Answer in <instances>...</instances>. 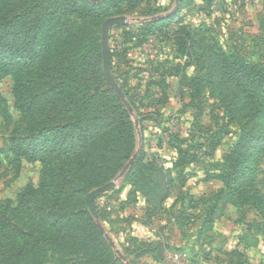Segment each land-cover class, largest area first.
Wrapping results in <instances>:
<instances>
[{"label": "rangeland", "instance_id": "rangeland-1", "mask_svg": "<svg viewBox=\"0 0 264 264\" xmlns=\"http://www.w3.org/2000/svg\"><path fill=\"white\" fill-rule=\"evenodd\" d=\"M101 2L87 17L61 5L39 29L24 114L13 78L0 77V253L17 244V226L18 238L39 245L21 264H176L173 255L183 264H264V153L249 156L264 147V106L257 112L251 85L264 84V0H187L175 12V0L88 3ZM117 16L127 22L110 29V70L131 111L102 71L101 25ZM67 63L84 68L92 121L74 118L59 93ZM42 129L55 142L37 136ZM32 147L57 149L59 160L26 222L4 208L39 188L44 156ZM129 161L114 189L94 197L95 217L88 194Z\"/></svg>", "mask_w": 264, "mask_h": 264}, {"label": "trees", "instance_id": "trees-1", "mask_svg": "<svg viewBox=\"0 0 264 264\" xmlns=\"http://www.w3.org/2000/svg\"><path fill=\"white\" fill-rule=\"evenodd\" d=\"M0 2V54H4L2 62H0V77L11 76L13 78L18 109L24 114L28 110L26 109V96L27 93L31 91L29 78L32 75L33 69L38 66L36 61L34 63V58H36L35 54L39 53V49L42 48L41 45L37 43V38L35 37L39 29L45 25V22L52 21L57 11L61 8V5L67 6L68 9L72 8L87 17L88 12L98 8L103 9L105 3L101 2L93 6L85 0H64L62 4H54L49 9L42 5L45 0H35L34 2L36 4L33 6L26 5L24 0H1ZM180 2V9L186 8L187 0H181ZM105 17L103 16V18ZM9 57H15V61L10 63L6 62ZM59 76L60 80H62V82L59 83V93L66 102L67 107L71 108L73 112L72 116L77 118L80 122L87 120L92 121L91 112L87 105L93 103L94 99L85 93V88L83 87L86 82L84 68L77 63H67L60 71ZM251 85L253 94L258 96L254 99V103L257 112H259L264 106V84L253 83ZM256 115H258V113ZM37 133V136L44 139V142H55L51 139L52 134L50 130L42 129ZM120 138L123 141L124 150L127 153L126 158H128L132 151V138L129 131L126 129L120 131ZM58 151L57 149H47L46 151L37 150L36 147H32V153L44 156V159L41 160L42 170L39 188L38 190H33L31 188L25 189L17 196L14 203H7V206L4 208L5 214L13 215L15 218L19 216L25 217L26 222L29 220L31 217L30 203L33 201L36 193L44 191L48 187L55 170V164L59 160ZM242 153V149L237 151L236 158L233 165H231L232 171H237L239 169ZM263 153L264 147L259 145L257 148H254L249 156L255 158L258 154ZM24 156H26V154ZM66 162L67 161H65V163ZM250 173L254 174V171H250ZM2 210L3 209L0 208V233L3 232L2 227L4 222ZM13 228L15 229L14 235L17 237V244L10 250L7 247L4 248L8 251L6 253H0V264H21L27 249H30V252L32 251V255H35L38 250L39 245H37L36 242L32 246L28 245L24 242V239L18 238V235L22 234V232L17 226ZM23 237H25V235H23Z\"/></svg>", "mask_w": 264, "mask_h": 264}, {"label": "water", "instance_id": "water-1", "mask_svg": "<svg viewBox=\"0 0 264 264\" xmlns=\"http://www.w3.org/2000/svg\"><path fill=\"white\" fill-rule=\"evenodd\" d=\"M92 4L98 3L100 0H86ZM180 1L181 0H175V7L173 9V12H175L179 6H180ZM127 19L124 16H117V17H109L105 19L101 25V31H100V47H101V58H102V71H103V76L105 79V82L107 85L110 87V89L114 92L116 97L121 101V103L125 106V108L128 111H131V107L129 103L126 101L125 96L123 92L121 91L120 87L117 85L115 82L111 70H110V53H109V33L110 29L116 25H124L126 24ZM132 164V161H129L127 165L120 171V173L116 176V178L101 187H98L94 190H92L87 197V207L91 211V213L96 217L94 208H93V199L96 195L111 191L114 189L116 185V181L122 178L127 169L130 167ZM106 240L109 244L110 247L115 249V245L113 241L106 236ZM118 257L123 260V257L120 255V253L115 250Z\"/></svg>", "mask_w": 264, "mask_h": 264}, {"label": "built area", "instance_id": "built-area-1", "mask_svg": "<svg viewBox=\"0 0 264 264\" xmlns=\"http://www.w3.org/2000/svg\"><path fill=\"white\" fill-rule=\"evenodd\" d=\"M172 260L173 262H175L176 264H183V262L181 261L180 257L178 255H173L172 256Z\"/></svg>", "mask_w": 264, "mask_h": 264}, {"label": "crops", "instance_id": "crops-1", "mask_svg": "<svg viewBox=\"0 0 264 264\" xmlns=\"http://www.w3.org/2000/svg\"><path fill=\"white\" fill-rule=\"evenodd\" d=\"M180 4H181V2H180ZM183 9H184V8H183ZM183 9H182V10H183Z\"/></svg>", "mask_w": 264, "mask_h": 264}]
</instances>
